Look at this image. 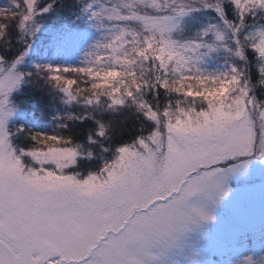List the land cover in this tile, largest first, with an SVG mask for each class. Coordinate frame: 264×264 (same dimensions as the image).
Listing matches in <instances>:
<instances>
[{"label":"snow or ice","instance_id":"obj_1","mask_svg":"<svg viewBox=\"0 0 264 264\" xmlns=\"http://www.w3.org/2000/svg\"><path fill=\"white\" fill-rule=\"evenodd\" d=\"M36 5L25 0L20 12L0 10V42L10 44L12 22L22 38L29 34ZM205 10L223 26L182 38L187 19ZM82 12L108 35L81 66L22 71L27 39L14 59L0 55V264H166L186 233L214 219L193 198L218 204L230 174L264 160V101L246 66L251 49L264 86V24L247 23L264 18V0H107ZM221 52L232 58L227 70L207 72V59ZM33 75L83 109L58 118L60 128L93 122L85 143L57 131L30 134L29 150L14 146L11 96ZM125 110L142 123L131 143L116 147L115 121L103 117ZM89 145L111 158L87 175L70 171L93 158ZM239 159L245 162L220 167Z\"/></svg>","mask_w":264,"mask_h":264},{"label":"rangeland","instance_id":"obj_2","mask_svg":"<svg viewBox=\"0 0 264 264\" xmlns=\"http://www.w3.org/2000/svg\"><path fill=\"white\" fill-rule=\"evenodd\" d=\"M91 1L89 4L93 5L107 2V0ZM17 3L21 5L20 8L16 7ZM24 6L25 0H0V10L20 12ZM70 15L72 19L73 14ZM35 19L36 23L30 26L29 34L24 35L25 39L31 44V50L25 62L20 66L22 71H28V68L29 70H36V65L47 64L53 66H81L91 47L97 42H103L108 35L106 28L96 26V22L89 17V30L87 29L86 32L85 43H83V46H80L79 43L75 44L74 46L78 48L76 53L72 56L66 55L67 58L61 61L54 57L53 53L46 51L45 47L50 42L52 43L51 45L58 46V43L53 42L54 39L52 38L59 34L60 29L65 24L69 25V23H65L69 18L64 22L56 20L49 22V19L46 21L44 19L39 20L37 16ZM255 23L264 24V18L256 20ZM11 24H14V28L20 31L16 22ZM210 24L223 26V21L218 13L213 10L196 12L187 19L186 28L180 35L182 38L195 37L198 30H202ZM73 25L74 23L71 26ZM79 25L80 23L74 25L75 31L72 37H75L76 30L80 28ZM36 28L39 30L36 31ZM32 31H35L34 37L30 35ZM22 46H26L25 41ZM252 56L258 60L253 51ZM231 62L232 58L221 52L209 57L204 64V69L207 72L219 74L226 71L227 65ZM240 66L244 67L245 65L241 63ZM246 66L249 68V64ZM23 86L24 84L14 91L11 96L13 112L7 123L9 133L13 123L25 115L20 103ZM49 90L53 96L51 101L53 106L44 115L31 117L34 121L43 120L39 122V127H36V131L48 135L56 134L59 131L64 135L73 137V135L65 131V128L59 127L61 121L58 118L65 117L69 113L73 114V112L79 113L83 109L80 106L66 105L63 102L62 93L53 89L51 85ZM261 91L262 94L256 95L258 99L264 101V86ZM127 114H130L129 110H125L120 117L127 116ZM103 118L105 120L114 119L109 114H105ZM52 127L56 129V132L53 129L52 132L50 131ZM10 135L12 136L11 133ZM12 142L16 146L13 137ZM91 161V159L87 158L81 159L75 168L70 171H77L82 175H87L89 172L98 170L99 167L96 170L89 168V171L85 170L86 173L78 170L80 163L87 165ZM244 162V159L233 160L226 164H221L220 167L231 168L235 167L237 163ZM100 165V167L103 166V164ZM226 185L227 195L218 204L211 205L199 197L193 198L192 203H199L201 206L207 207L214 219L186 233L182 239L181 246L172 250L168 255L166 264H264V160L252 158L246 168L229 175Z\"/></svg>","mask_w":264,"mask_h":264},{"label":"trees","instance_id":"obj_3","mask_svg":"<svg viewBox=\"0 0 264 264\" xmlns=\"http://www.w3.org/2000/svg\"><path fill=\"white\" fill-rule=\"evenodd\" d=\"M92 2L91 0H37V19L45 21L49 19V22L52 21H65L67 18V22L69 25L65 24L63 28H61L59 34L52 39L53 42H57L58 46L51 45L52 43H48L45 47L46 51L53 53L54 57H57L61 61L67 58L66 55H74L76 53V48L74 45L78 44L83 46L85 43V36L87 29L89 30L88 23H89V16L85 15L82 12V8ZM51 5L50 11H43L44 9L48 8ZM25 7V6H24ZM225 10L227 13V17L229 20L236 19L235 9L232 5L225 4ZM74 12V13H73ZM72 19H71V15ZM80 23L82 26L79 25V29L75 32V37H72L75 29L74 25ZM248 23L250 26L254 25L255 21L252 18L248 19ZM7 41H10V44H6L4 42H0V55H4L6 59L11 60L17 57L22 51V44L25 41V37L22 38V33L18 31V29L14 28V24H10L8 28V33L6 37ZM51 45V46H50ZM44 48V47H43ZM73 53V54H71ZM246 55L248 56V64L250 74L252 76V82L256 85L255 93L262 94V87L259 84L260 74L258 72V60L252 56V50H246ZM25 72H33L35 73L36 70H29ZM50 85L46 83V81L37 75H33L30 78L29 82L24 83L22 88L23 94L21 95V106L22 111L25 115L22 118L16 120L13 125L11 126L10 133L12 134L13 141L15 145L19 149L29 150L33 147L34 142L30 139V134L38 133L36 131V127H39V122L43 120L34 121L31 117H40L44 115L50 107H52V94L49 90ZM57 106V105H55ZM78 112H73L76 114ZM54 121V120H53ZM114 124L112 127V139L111 144L113 146H120L121 144L131 143L135 137L139 134L140 125L142 121L137 120L136 117L132 116L131 113L124 115L123 117H115ZM52 126V125H51ZM92 121H85L83 124L81 123H69V126L65 128V131L68 134L73 135L79 143H85L88 131L93 128ZM23 128L25 132L17 133V129ZM54 132L56 129L54 127L51 128ZM89 150L93 152L92 161L87 165H80L78 166L79 171H85L89 168H94L95 170L100 168V164H104L106 159L111 158V153H105L101 156V150L95 146L89 145ZM86 173V171H85Z\"/></svg>","mask_w":264,"mask_h":264}]
</instances>
